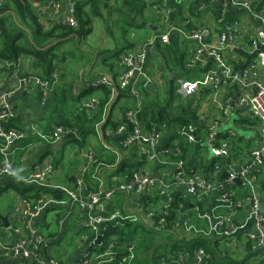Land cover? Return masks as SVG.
Here are the masks:
<instances>
[{
    "label": "crops",
    "instance_id": "crops-1",
    "mask_svg": "<svg viewBox=\"0 0 264 264\" xmlns=\"http://www.w3.org/2000/svg\"><path fill=\"white\" fill-rule=\"evenodd\" d=\"M159 2H162V0L155 3H153V0L145 1L147 7L149 8L146 15L150 17V20L146 28L137 32L138 47L144 43V40H147L153 36L164 34L166 31V26L163 23V20L157 16L153 7L154 4ZM251 3L254 13H249L243 8L234 7L229 2H211L210 0H166V7L170 9V22L173 24H191L195 29L206 30L207 32L205 33L204 41L208 44H213L217 41L218 34L220 32L221 26L223 25L222 22L227 19V17H229L231 20H238L240 23V28L236 41L237 44L234 48L223 52V56L231 67L236 70H243L255 59V53L253 52L251 41L254 39L258 28L262 24V18H264V0H251ZM35 6L38 9L40 21L44 25L48 26L57 24L56 18L59 16V14L53 13V11L42 1L35 4ZM65 10L66 7L63 5V9L61 10L62 14L65 12ZM154 16L157 20L154 18ZM149 27L151 28V32L148 34V37L141 38L142 36L146 35L147 28ZM166 46L171 47L172 53L167 54ZM195 49L196 44L194 42L181 41L175 34H171L168 43H162L157 40L155 43V54L148 59L146 65L147 72L157 79V83L159 85L157 92L158 94H150L153 106L162 110H165L168 107V104L173 98L174 88L176 85L178 87V79L176 78L182 76L183 74H189L190 72H193L196 74V77L193 79H197L216 68L217 65L215 60L209 56H202L197 62L193 63ZM113 51L114 50L111 52ZM184 58L187 61L186 69L181 67L179 63H176V59L179 62L180 60H184ZM34 62L35 60L33 57H28V55L23 56L14 65V67L9 66L10 63L8 61L0 60V91L9 89L10 86L16 84L17 81L25 75H37L38 69L33 66ZM190 64H193V66H190ZM91 69L92 67L90 66V70ZM88 73L89 72H87V74L84 76V71L80 70L76 75V78H78L80 82L76 84L70 75L66 76L59 72V81L54 84L52 90L48 93L45 105L41 104V99L38 96L39 90L37 87L24 88L23 90L12 95L10 99L13 106L19 111V116L16 119L9 121L11 128L21 130L26 133V138L24 140H21L7 150V154L13 161L15 171L19 177L27 176L31 172L41 167V165L46 161H51L52 164L55 162L57 167L66 155L68 156L66 161L70 166L72 161H76L77 158L79 159V164L77 166L73 167L71 170L70 167L67 169L72 172L70 176H68V173H65V176H61L60 178L56 179V181H54L53 171L47 181L48 187L44 188V190L57 189L56 187L72 189L74 187V182L69 181V177H73L74 180H76V177L80 174V169L84 164L83 153L88 150H93L94 153L97 154V152H100V149L103 147V143L100 141L101 132L99 128L105 120L109 105L115 102L114 106H116L114 107L112 115L114 120H118V118L120 119V116L117 118L115 117L114 113L116 108L120 109L121 113V109L124 106L132 105L131 99H116L117 93H114L111 102L104 114V119L97 127L98 136L90 134L87 137L88 144L86 149H82L80 147L81 149H79V153L75 155L76 158H73L71 157L68 149V144L70 143L64 144L63 142L60 147L55 148V146H57L56 143H53L51 140H47L43 131L48 128V117L53 111H55L54 106L56 105V102L59 110L63 113L71 116L70 112L73 111L75 114L77 112V106L85 108V103L89 99L92 97L97 98V93L95 95H84V92L90 87V84L93 87L95 81L102 77H106L107 83H105V85L111 87V84L114 80L116 82L119 81L121 67L115 68L112 71L106 69L100 75L92 74L93 76H96V78L94 82L90 84L87 83V81L93 76L88 75ZM154 75H157L158 78ZM67 84L72 85L71 94L74 97H79L77 104L72 102L71 99L68 100V103L58 101L59 98H61L62 91H60V93L57 91L63 89V85ZM64 89H67V87H64ZM202 90V92L205 91V89ZM243 91L247 90L239 86H223L217 91L213 90L212 94H205L203 99H199L201 101L199 104H196V106L199 108L197 114L198 118L192 123V125L196 126V129L198 130L197 132L202 138H206L207 134L211 130H216L217 136H219L221 140L220 143H225L228 146V156L218 157L220 160L213 166V168L210 169L208 166L212 165L214 157L206 158L205 162H202L200 159L202 148H208L206 143L203 145L195 144V151L188 157V169L190 170L191 174L189 176L202 177L215 183L223 179V177L227 175L229 169L240 170L250 163V152L252 149L258 146L260 122L244 109L237 108L230 111L227 115H223L221 113V106L226 98L233 96L236 92L242 93ZM202 92L198 93L199 98H202ZM124 102H126V104L122 105ZM66 105H68V108ZM72 105H74L76 108L73 109ZM231 115L235 117L233 123ZM137 118L140 120V122L142 121L141 112L139 115H137ZM229 122H231L233 127L226 130L220 129L222 126H226ZM176 128V126L162 127L161 146L170 147L173 145V143L176 141L173 140V131ZM2 147L3 141L0 140V155L2 154ZM104 148H106L105 145ZM216 165L220 166V170L215 169ZM172 171L173 170L170 167L159 166L156 163L148 160L144 172L151 177L154 176V178L157 180L169 183L171 185V193H177V195L174 196V199H176L177 196L180 197V208L178 209L176 216L177 223L173 231V237L177 240H181L190 239L195 236L206 235V224L200 218V215L203 213L212 214L214 216L232 215V218L235 222L239 223L240 225H246L245 229L237 232L230 239L219 235H214L211 242L213 250L220 257L229 256L236 261L243 260L245 264H264V250H254L252 246L248 248L246 234L252 229L253 222L249 216L250 206L249 202L247 201V191L244 192L243 187L240 184H238L237 187L230 186L229 188L233 195L230 207H227V205L220 200L219 194L216 192L211 193L203 203L197 206L195 200L187 194L184 185L173 179ZM98 174L101 186H103L105 183V172L102 173L104 175H101L99 170ZM189 176L186 175L185 178ZM115 180L116 177H113L112 181ZM14 185L20 187L19 190L16 189L19 193L22 188H27L26 194L28 196L35 195V190L40 189L33 185H24L19 179L14 177H0V193L2 191L8 190L9 188H15ZM108 187L110 186H105L103 188ZM157 189L160 193V188L157 186V188L149 190L143 196H132L124 193H118L112 204L108 203L106 204V207L108 210H123V208H126L130 211L128 212L130 214H139L140 210L145 211L143 202L146 199L149 201V199L155 198L157 196ZM42 197L46 199L52 198L50 196ZM260 198L264 201L263 191L260 192ZM25 202L35 203L36 201H28L20 193L19 196L16 195V204L12 205L7 203L4 209V211L10 216L16 218L18 217L19 224H22L21 226H24L28 221V219L23 216L22 213H18L21 212ZM165 203L166 202L164 200H161L156 206H162V209L164 208L166 210L167 206H165ZM16 210H18V212ZM67 212L68 207L65 204L50 205L45 210H43L40 217L36 220H33L31 224L48 240V243L42 247L41 252L43 255L54 257L60 261H64L66 264H76L79 262L84 249L82 236L85 233L81 231V222L85 217V212L76 208L72 211L70 216L65 217ZM162 214L165 215L164 212L159 213V215ZM5 218L9 224L8 227L12 225L9 222L10 219L8 217ZM140 222L146 224L147 226H154V223H152L150 220H141ZM125 223L126 222L123 220H118L109 226L113 228H124ZM109 226L106 225L102 227V235L105 234V231ZM157 228L160 229L161 227ZM8 232L10 234L8 241L11 243L16 242L18 236L14 233H11L10 231ZM114 238L115 237H113V239ZM101 241L103 242V237L99 242ZM109 243H113L116 246L115 242L110 241ZM101 244L102 243L97 244L99 246L98 248H100ZM132 248V245L128 246L129 251H131ZM131 259H133L132 252L131 257L128 258V261H131ZM179 260H181L183 264H196L195 252L193 256L181 255ZM0 264L29 263L21 259L13 258L9 254H0Z\"/></svg>",
    "mask_w": 264,
    "mask_h": 264
},
{
    "label": "built area",
    "instance_id": "built-area-1",
    "mask_svg": "<svg viewBox=\"0 0 264 264\" xmlns=\"http://www.w3.org/2000/svg\"><path fill=\"white\" fill-rule=\"evenodd\" d=\"M6 0H0V5ZM53 13L59 14L56 18L57 24H62L71 28L78 26L76 16V3L78 0H41ZM211 2H229L234 7L243 8L249 13H254L251 0H210ZM65 5L66 10L62 14L61 10ZM157 16H159L166 26L164 34L153 36L147 39L140 47L124 52L120 55L119 67L121 73L119 76L120 89L126 90L128 94L134 97L135 103L130 106L126 113V123L114 133L121 139L120 145L127 148L134 144L147 154L149 161L159 166L170 167L172 177L175 181L183 184L186 192L191 196L197 206L203 203L211 193L219 194L220 200L230 207L232 201L231 184L240 181V185L246 188L247 201L249 202V216L253 222L252 229L247 232L246 239L255 249L264 250V211H261V198L258 181L264 180V18L258 28L254 39L251 41L255 59L243 70H236L231 67L223 56V52L234 48L237 44L240 23L234 19L225 22L221 26L217 41L208 44L204 41L206 30L186 28L185 25H175L170 22V9L166 7V0L153 5ZM61 14V15H60ZM171 34H175L181 41L194 42L196 49L193 63L197 62L202 56L212 57L216 62V68L212 69L204 76L198 79H178L177 92L182 97L194 96L202 89L210 88L217 91L223 86H239L247 91L236 92L233 96L226 98L221 106V113L227 115L230 111L237 108L248 111L260 122V133L258 136V146L250 152V163L240 170L229 169L227 175L215 183L198 176H189L185 178V161L183 159V150L176 140L172 146H161L162 133L156 127L143 132L141 122L137 115L141 112L142 97L140 92L148 90L151 93H157L159 85L157 79L147 72L146 65L148 59L155 54V43L159 40L162 43H168ZM10 66V65H9ZM193 66V64H190ZM59 81V74L53 75V80L42 79L37 75H25L20 78L16 84L9 89L0 91V140L3 141V147L0 155V177L17 178L24 185H33L41 188H47L49 176L54 171L51 161L44 162L41 167L31 172L27 176L19 177L15 171V166L7 154V150L26 138V133L14 128H7L6 124L19 116V111L13 106L10 99L12 95L24 88L37 87L41 93V104L45 105L48 93L52 90L54 84ZM101 83H107V78L102 77ZM98 99L92 97L85 103V108L91 112L97 110ZM202 118V117H201ZM131 127V129H129ZM197 129L194 125L183 126L178 131V135L184 138L190 144H204L212 152L214 157H227L228 146L225 143L217 145V131L211 130L204 140L197 137ZM76 132L63 127H56L51 136V141L56 143L58 140L67 139ZM84 164L80 169V174L76 177L75 186L72 189L58 188L65 192L68 200L59 201L54 198L41 197L35 203L25 202L21 210L23 216L28 221L24 226H5V222L0 217V254H9L13 258L27 261L29 264H61V261L45 256L41 250L48 240L31 224L33 220L40 217L43 210L50 205H67L68 212L65 217L70 216L74 209L85 212V217L81 222V227L87 232L82 236L84 249L76 264H106L115 260L117 252L115 245L110 243L104 252H94L91 247L98 246L97 238L102 236V227L114 224L118 220L124 222L150 220L154 223L156 212H145L140 210L139 214H130L129 210H108L106 204H112L118 193H124L132 196H143L149 190L155 189L158 185L160 195L166 197L165 206L172 201L171 185L165 181L157 180L143 171L135 172L129 179L122 183L92 191L85 181V175L90 172L92 166L99 167L98 158L93 150L83 153ZM220 170V166H215ZM158 213H165L162 206H157ZM200 218L206 224L207 234L219 235L225 238H232L237 232L245 229L246 225H240L235 222L232 215H212L202 214ZM161 223L164 219H161ZM18 236L16 242L8 241L9 232ZM102 243V241L100 242ZM196 264H208V256L203 248L195 252ZM66 264V263H65ZM73 264V263H71ZM173 264H183L181 260Z\"/></svg>",
    "mask_w": 264,
    "mask_h": 264
},
{
    "label": "trees",
    "instance_id": "trees-1",
    "mask_svg": "<svg viewBox=\"0 0 264 264\" xmlns=\"http://www.w3.org/2000/svg\"><path fill=\"white\" fill-rule=\"evenodd\" d=\"M41 0H6L0 5V60L8 61L11 67L25 55L33 57L35 62L33 66L38 69L37 75L42 79L53 80V75L56 72H60L61 67L65 63V57L60 58L54 53V50L60 44L76 40L78 43L82 39L87 38L91 33L90 15L103 18L101 9H107V13L110 15L116 13L117 20H114L116 31H114L109 24H106V32L114 41L116 49H114L110 57L104 58L102 64L109 70H114L119 67L120 55L124 52L136 49L138 47L137 32L146 28L150 17L145 15V9L147 4L144 0H78L76 3V16L78 19V26L71 28L62 24L44 25L40 21V15L35 4ZM161 0H153V3ZM43 2V1H42ZM113 2L115 4H113ZM44 3V2H43ZM152 3V4H153ZM151 4V5H152ZM110 16L106 18L109 20ZM234 20V19H233ZM229 17L222 23L233 21ZM186 28H193L191 24L185 25ZM151 28H147L145 36L151 32ZM147 39V38H145ZM146 40H144L145 42ZM108 50H101L99 54L106 53ZM167 54L172 53L170 46H166ZM176 63H179L181 67L186 69L187 61L176 59ZM90 71V68L89 70ZM196 74L190 72L189 74H183L176 78L193 79ZM96 76L88 79L87 83H93ZM198 79V78H197ZM67 87V89H64ZM236 88V87H235ZM61 98L58 101L67 102L71 99L72 102L78 103L79 97H74L71 94L72 85H63ZM98 94V105L96 111H89L86 108L77 106V112L74 114L70 112L71 116L63 113L59 110L57 105L55 111H53L49 117L47 126L48 128L43 131L47 140H51V136L56 127H63L76 132L77 137L66 139L64 144L73 143L77 144L82 149L87 148V137L90 134L98 136V126L104 119V114L108 105L111 102L114 93H117L116 99L128 98L131 99L132 104L135 103L133 96L127 93L126 90L120 89L119 81H113L111 87L107 85H99L90 87L84 92V95ZM213 90L206 88L202 92L201 97L196 94L191 97L183 98L177 93V85L174 88L173 98L168 104L165 110L158 109L152 104L151 92L148 90H142L140 92L142 97L141 106V127L143 132L150 130L152 127H156L160 131L162 127L176 126L173 131V140L179 141V146L183 150V159L185 161V172L189 176L190 170L188 169V157L195 151L194 144L188 143L184 138L178 135V130L183 126L192 124L197 120L198 107L205 94H212ZM82 95V94H81ZM39 98L41 99V93L39 91ZM82 97V96H81ZM184 100V101H183ZM114 103L110 109V113L106 121L101 125L100 141L103 143V147L100 152H97L95 156L98 158L99 167L92 166L89 173L85 175V181L92 191H98L101 188L99 170L101 175L105 172V186H115L122 183L124 180L129 179L135 172L145 171V166L148 163L147 154L142 152L141 149L134 144L132 146L123 147L120 145L121 139L114 136V133L121 126L126 123V113L130 109V106L126 105L121 109L120 119L114 120L113 110ZM68 105H66L67 107ZM68 108V107H67ZM66 108V109H67ZM7 128H11L10 123L6 124ZM54 127V128H53ZM131 129V127H129ZM108 130V131H107ZM111 132V133H110ZM197 137L204 140L197 132ZM220 137L217 136L216 143L220 145ZM104 145L106 148H104ZM203 145V144H201ZM80 148V149H81ZM220 159L214 157L212 165L208 166L210 169ZM54 169L56 163L53 162ZM116 177L115 181L112 178ZM99 179V180H98ZM69 181L75 182L73 177H69ZM15 186V185H14ZM158 186V185H157ZM157 186L155 188H157ZM232 187H237L238 184H231ZM259 192H264V180L261 178L258 181ZM37 187V186H35ZM40 189L35 190V195L28 196L27 188H22L20 193L28 201L35 202L42 196H50L56 200H67L68 196L59 189H48L38 187ZM15 189L19 190V186H15ZM33 190V189H30ZM29 191V190H28ZM176 192L171 193L172 201L168 204L166 212L168 214L159 215V211L156 210V205L159 201H166V197L160 195L157 189V196L152 199H146L144 203L145 212L154 211L156 216L154 218V226H147L146 224L137 221H127L124 228L109 226L103 235V242L99 246H93L94 252H103L106 245L111 241L115 242V249L117 252L114 261L107 264H173L179 260L181 255L193 256L194 252L203 248L208 256V264H245L243 260L236 261L235 259L224 256L220 257L212 248L211 242L214 234L195 236L190 239L177 240L173 237V231L177 223V213L179 207L180 197ZM164 219L163 223H160L161 219ZM157 227H161L158 229ZM84 233L87 231L82 228ZM113 237H115L113 239ZM225 238V237H224ZM132 245L133 248L129 251L128 246ZM251 244L248 242V248ZM133 259L128 261L131 257ZM125 261H124V260ZM61 264H65L61 261Z\"/></svg>",
    "mask_w": 264,
    "mask_h": 264
},
{
    "label": "rangeland",
    "instance_id": "rangeland-1",
    "mask_svg": "<svg viewBox=\"0 0 264 264\" xmlns=\"http://www.w3.org/2000/svg\"><path fill=\"white\" fill-rule=\"evenodd\" d=\"M120 2L121 1L119 0L118 5H120ZM113 4L115 3L113 2ZM148 10L149 8L147 7L145 10V15L146 13H148ZM107 12V9H101L103 18L90 15V26L92 29L87 38L82 39L80 43H78L76 40H72L70 42L60 44L54 50V53L60 58L65 57V63L63 65V68L61 67L60 72L66 76L70 75L76 84L80 82V80L76 78V75L80 70L84 71V76L87 74V72H89L88 75L93 76L95 74L100 75L102 72L108 69L102 64V61L104 58L110 57L112 55L113 52L111 53V51L114 50V41L106 32V24H109L111 28L116 31L117 29L114 25V20H117L118 16L116 13L109 15ZM108 16H110V18L109 20H106ZM154 18L156 19L155 16ZM104 49L108 51L103 54H98L100 50ZM90 66L92 67V69L88 71ZM154 76L158 78L157 75ZM124 104H126V102L122 103V105ZM114 114L116 118L121 116L120 109L116 108ZM231 119L233 123L235 117L231 115ZM231 127H233V125H231V122H229L226 126H222L220 129L226 130ZM68 149L71 157L76 158L75 155L79 153L80 147L77 144L70 143L68 144ZM208 157L212 158L214 156L212 153H210V150L208 148L203 147L201 150V161L205 162L206 158ZM67 158L68 156L66 155L62 162L59 163L58 166L54 169V181H56V179L60 178L61 176H65V173H68V176H70L72 172L67 169L70 167L71 170L73 169V167L79 164V159L77 158L76 161H72L70 166L66 161ZM243 190L244 192L248 191L246 188H243ZM19 194L20 193L17 192L15 188H9L8 190L2 191L0 193V215L1 217H8L10 219V224L14 226H21L22 224H19L18 217L16 218L10 216L7 212L4 211V209L7 203L15 205L16 195L19 196Z\"/></svg>",
    "mask_w": 264,
    "mask_h": 264
},
{
    "label": "water",
    "instance_id": "water-1",
    "mask_svg": "<svg viewBox=\"0 0 264 264\" xmlns=\"http://www.w3.org/2000/svg\"><path fill=\"white\" fill-rule=\"evenodd\" d=\"M178 76H180V75H178ZM203 91V90H202ZM202 91H200V92H202ZM111 107H112V104H110L109 105V107H108V110H107V113H106V116H105V120L103 121V123L106 121V119H107V117H108V114H109V110L111 109ZM100 128H101V125H100ZM99 128V129H100ZM65 141V139L64 138H62V139H60V140H58L57 142H56V145L57 146H55V148L56 147H60L61 145H62V143ZM245 168V167H244ZM153 178H154V176H152ZM236 183L237 184H240V181L239 180H236ZM260 202H261V211L263 212L264 211V201L263 200H260ZM3 219V221L5 222V226L6 227H8V223H7V219L5 218V217H3L2 218ZM102 239V236H98V238H97V244H99L100 242V240Z\"/></svg>",
    "mask_w": 264,
    "mask_h": 264
},
{
    "label": "bare ground",
    "instance_id": "bare-ground-1",
    "mask_svg": "<svg viewBox=\"0 0 264 264\" xmlns=\"http://www.w3.org/2000/svg\"><path fill=\"white\" fill-rule=\"evenodd\" d=\"M10 65V64H9ZM11 66V65H10ZM58 74H59V72H58ZM38 76V75H37ZM60 77V76H59ZM101 79V78H100ZM100 79L99 80H97V81H95L94 82V84H93V87H95V86H99V85H105V83H101V81H100ZM77 135L75 134V135H72V136H70L69 138H74V137H76ZM69 138H67V139H69ZM166 202V201H165ZM110 244V243H109ZM108 244V245H109ZM91 249H92V247H91Z\"/></svg>",
    "mask_w": 264,
    "mask_h": 264
}]
</instances>
